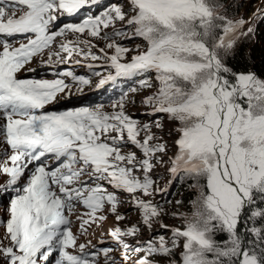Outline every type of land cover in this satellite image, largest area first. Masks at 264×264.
Segmentation results:
<instances>
[{"label": "snow or ice", "instance_id": "snow-or-ice-1", "mask_svg": "<svg viewBox=\"0 0 264 264\" xmlns=\"http://www.w3.org/2000/svg\"><path fill=\"white\" fill-rule=\"evenodd\" d=\"M102 3L0 0V176L7 177L0 192L11 194L0 264H264V80L233 71L229 61L244 41L257 39L264 11L245 19L229 13L227 0H114L61 26V17ZM137 38L135 50L125 46ZM45 50L43 64L55 78L21 77ZM130 51L136 54L128 58ZM74 56L91 76L60 70ZM88 61H103L114 74L102 76ZM92 76L99 77L96 90L121 78L154 89L141 101L148 119L127 110L136 87L56 110L58 97L70 99L74 86L83 95ZM159 114L175 127L165 131ZM161 165L172 177L164 189L153 175ZM188 178L198 191L195 211L173 214L183 226L171 227V236L162 222L165 232H153L167 215L155 196ZM126 202L140 219L121 227ZM78 206L86 209L76 217L79 235L70 219ZM109 215L111 241L78 242ZM144 228L150 235L140 241Z\"/></svg>", "mask_w": 264, "mask_h": 264}, {"label": "rangeland", "instance_id": "rangeland-1", "mask_svg": "<svg viewBox=\"0 0 264 264\" xmlns=\"http://www.w3.org/2000/svg\"><path fill=\"white\" fill-rule=\"evenodd\" d=\"M230 1H227L228 4H230ZM233 4L238 6L239 8H241V10L238 12L237 16L243 15L245 17V19H251L253 17V13L256 12L257 10H262L264 11V0H232ZM111 2H114V0H106L103 1L102 5H98V6H93L91 8L90 11L95 12V13H99L101 11L104 10V7L109 5ZM87 9L85 11H82L79 15L77 16H63L61 17V21H63L62 24L64 23H79L80 22V17L83 15V12H86ZM229 11H230V7H229ZM263 25H261L260 27H262ZM117 28L120 27L119 24L116 25ZM260 27L257 30L260 31ZM68 40H75L76 37L72 34H68L66 37ZM59 39H65V38H59ZM119 39V38H118ZM142 41L137 38L132 40L130 43H127L125 46L129 47L130 49L135 50L136 45L137 44H141ZM18 44V43H17ZM100 46L103 47V42H99ZM18 46V45H17ZM135 51H130L127 56L128 58H130L132 55H135ZM48 59V53L47 50H45L44 54L38 55L36 57H34V59L32 60V62H30V64L28 66H25V70L22 71L19 75L23 76L25 73L29 72L28 69H37V72L31 73V76L33 75H38L41 78H47V79H53L55 78V73H54V69L49 71L48 74V68H53L52 66H45L43 64V61H47ZM80 59L79 56H74L73 57V63L72 64H61L59 65L60 70H64L67 67L65 66H71L73 68V70L75 72H77L78 74L84 75V74H88L89 76H91V72L86 68V67H82V66H77L75 65L74 61ZM90 63H93L94 65H97V67H94V71H99L101 73L102 76H106L109 74V72H111L112 74H114V70L113 69H109L106 65L103 64V61H96V62H91L88 61ZM99 77H95L92 76V81H93V85L91 88L89 87H85L83 89V95L78 94L76 87L74 86L71 89V102H66L67 99H64L62 96L58 97L57 99V104L55 106H58L59 104V108L57 109V111L62 110L63 108H74V107H70L71 105H81L85 99L84 98V94L88 93V91H92V90H96L95 88V84L98 82ZM150 83H153V81H149ZM158 86V85H155ZM131 87H140L139 84L135 81V80H130V84L128 87L125 88H131ZM138 91L133 92V93H129V96L134 99V103H129L127 105V110L132 113L133 115L137 116L140 120L142 121H146L148 118L143 116V113H145L146 111H150V109H148L145 105H143L141 103V101L143 100V98L148 95L151 94V91H153L154 89H149V88H137ZM89 95V94H86ZM118 97V96H115ZM82 99V100H81ZM48 107H54V105H49ZM105 109H107L108 111H111V104H105L104 105ZM160 116L163 117V122L165 123V131H167V129L169 128H174L175 125L171 124L168 122L167 120V116L165 114H159ZM175 136V133H173V138ZM171 139L169 138V143H171ZM2 147V146H0ZM129 148H132L131 145L128 146V148H125L124 151H128ZM134 150V149H133ZM169 156L172 155V150H169L168 153ZM165 159H167V157H165ZM167 165H161L160 167L155 169V172L153 173V175H159L161 178L157 181L158 186L161 189L164 188H168L169 186V181L172 180V177L170 176V174L167 172ZM6 181V176H0V184H3ZM195 183V181L191 178L188 179H184V180H176L174 182V187L172 188V190H169L166 193L160 194V195H156L155 196V201L159 202L164 209L167 212V215H164L160 218V222L158 223H154L153 224V232L159 231V232H165L164 229L160 228V223L162 222L163 224L169 225V230L166 231V236H171V231L170 228L171 227H182L183 226V220L179 217H174L173 214L174 213H183L186 215H191L195 209L193 206V201L196 199L197 195H198V191L192 187V185ZM179 188L180 191L177 192L176 194V189ZM4 195V197H2L0 199V202L4 204V207L6 208L9 201H10V195H5L3 192H0V196ZM172 194H176L175 197ZM9 198V200H8ZM125 198L126 197H123ZM166 199H170L167 203H165ZM177 201H180V203L178 204ZM8 202V203H6ZM84 211H86V209L83 208V206H78L75 210V214L72 215L70 217L71 221H72V225L71 228L72 230L77 229L79 225V221L76 219V217L78 215H80L81 213H83ZM119 211L121 213L125 214V220L123 221V223L121 224V227H126V226H130V225H134L136 224L139 219V213L138 211L135 210L134 205L131 202H126L123 205L120 206ZM5 215L4 217H1L3 220L5 219L4 223L7 220V212L4 211L3 213H0V216ZM114 217L109 215L108 219L104 222V225L102 228H97L95 226H93V228L90 229V233L88 232V237L87 239L89 241H91V243L93 245L98 244V241H106L108 240L111 241V237L108 234V230L113 227L114 224ZM3 222L0 223V233L1 235H4V228H3ZM93 234V235H92ZM150 235V232L147 228L143 229V235L138 237V240L143 241L145 240L148 236ZM94 238V241H93ZM84 240V235L80 236V243H83ZM129 243H136V241L133 240H129ZM181 247L178 248L176 250L175 256L177 259H179L180 257V252L182 251V243L183 241L181 240L180 242ZM113 255H120V250H117L113 253ZM130 255H132L133 257H135L134 253H130ZM161 264H167L165 259H161Z\"/></svg>", "mask_w": 264, "mask_h": 264}, {"label": "trees", "instance_id": "trees-1", "mask_svg": "<svg viewBox=\"0 0 264 264\" xmlns=\"http://www.w3.org/2000/svg\"><path fill=\"white\" fill-rule=\"evenodd\" d=\"M106 1V0H103ZM229 1V0H227ZM230 14L238 15V12L241 10L238 6L233 4V1H230ZM98 14V12H97ZM91 15V14H90ZM253 45H255L253 47ZM230 67H232L233 71L235 72H253L257 74V76L264 80V25L260 27V31L257 32V39H250L248 41L243 42V47L239 51V55H237L234 59L229 58ZM130 84V80H125L121 78L116 84H109L106 85L105 90H100L94 93H91L88 96H85L83 103L88 104H98L101 101H109L110 97H115L120 95L122 91L125 90ZM140 88V87H137ZM109 105L111 104L108 102ZM105 103V104H108ZM82 105V104H81ZM246 106V105H245ZM175 184L169 190H172ZM180 191L179 188L176 189L177 192ZM175 194V195H176ZM174 195V194H172ZM174 195V197H175ZM170 200V199H169ZM166 199V201H169ZM224 234L218 235L217 239L223 240L225 239Z\"/></svg>", "mask_w": 264, "mask_h": 264}, {"label": "bare ground", "instance_id": "bare-ground-1", "mask_svg": "<svg viewBox=\"0 0 264 264\" xmlns=\"http://www.w3.org/2000/svg\"><path fill=\"white\" fill-rule=\"evenodd\" d=\"M4 209H5L4 206H0V213H3ZM1 217H4V215L0 216V223H2V218Z\"/></svg>", "mask_w": 264, "mask_h": 264}]
</instances>
